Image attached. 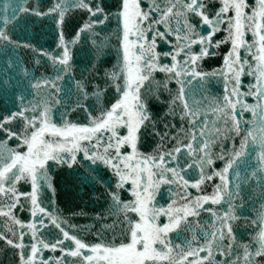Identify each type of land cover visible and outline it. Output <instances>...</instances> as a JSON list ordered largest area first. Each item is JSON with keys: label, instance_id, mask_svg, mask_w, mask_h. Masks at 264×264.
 <instances>
[{"label": "snow or ice", "instance_id": "6c2138e0", "mask_svg": "<svg viewBox=\"0 0 264 264\" xmlns=\"http://www.w3.org/2000/svg\"><path fill=\"white\" fill-rule=\"evenodd\" d=\"M0 264H264V0H0Z\"/></svg>", "mask_w": 264, "mask_h": 264}, {"label": "water", "instance_id": "95a60500", "mask_svg": "<svg viewBox=\"0 0 264 264\" xmlns=\"http://www.w3.org/2000/svg\"><path fill=\"white\" fill-rule=\"evenodd\" d=\"M81 56H83V53L81 54ZM218 58H212V60L210 61L212 63V66H216V61ZM66 198L63 196H59L57 199V203L60 204L61 208H64L66 205L64 203H61V200H65ZM74 223H80V224H85L88 221L86 219H84L83 217H77L74 218L73 221Z\"/></svg>", "mask_w": 264, "mask_h": 264}]
</instances>
